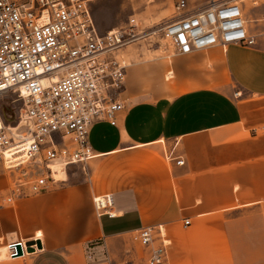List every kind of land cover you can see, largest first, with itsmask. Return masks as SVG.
Here are the masks:
<instances>
[{"label": "crops", "instance_id": "obj_1", "mask_svg": "<svg viewBox=\"0 0 264 264\" xmlns=\"http://www.w3.org/2000/svg\"><path fill=\"white\" fill-rule=\"evenodd\" d=\"M242 8L255 45L118 51V125L92 127L89 172L72 165L49 190L0 207V244L42 245L0 264H89V252L156 224L176 235L171 264H264V0ZM106 195L107 211L95 203Z\"/></svg>", "mask_w": 264, "mask_h": 264}, {"label": "built area", "instance_id": "obj_2", "mask_svg": "<svg viewBox=\"0 0 264 264\" xmlns=\"http://www.w3.org/2000/svg\"><path fill=\"white\" fill-rule=\"evenodd\" d=\"M95 1L0 0V171L12 177L4 201L47 191L70 166L86 165L95 157L92 127L98 122L118 125L126 109L121 95L127 64L118 58L125 46L156 32L182 54L230 43L256 44L239 0H208L199 8L179 0L177 14L150 30L140 29L131 16L105 33L98 30ZM10 92L17 94L12 105L21 104L14 122L1 107ZM177 162L184 164V159ZM95 203L107 211L113 199L96 197ZM135 234L149 248L147 264H171L172 242L163 224L144 226ZM27 242H9L8 257L34 252Z\"/></svg>", "mask_w": 264, "mask_h": 264}, {"label": "rangeland", "instance_id": "obj_3", "mask_svg": "<svg viewBox=\"0 0 264 264\" xmlns=\"http://www.w3.org/2000/svg\"><path fill=\"white\" fill-rule=\"evenodd\" d=\"M178 1L179 0H96L93 4V13L100 33H105L110 29L125 25L131 16L137 19L140 29L150 30L157 23L177 14L176 6ZM257 1L263 0H239L241 5L246 2L252 4ZM188 2L190 8H199L204 6L208 0H188ZM131 44L136 47L148 46L150 48L160 44L162 51H166L168 46L171 47L172 45L162 32L152 33ZM235 95L241 96L242 92L237 91ZM16 97V93L10 92L1 99V107L6 114L7 120L10 122L15 121L21 105L18 103H15V107L12 105V99ZM84 166L86 173L89 172V162ZM1 174L7 177L9 186L7 189L0 190V207H10L13 206L14 202L19 198L12 202L4 201L3 198H5L10 191L12 177L10 174H5L0 171V175ZM165 235L171 242L175 241L176 235L172 234L170 229L165 228ZM14 238H16V236L3 238L0 249L5 248L9 240H13ZM19 238L21 239L20 236ZM148 252L149 248L141 244L136 238V234H130L125 237L116 238L110 246L103 245L100 254L91 251L88 253L87 257L89 264H147ZM6 256L0 260L9 259L7 254ZM176 264L183 263L178 262ZM185 264L190 263L188 262ZM243 264H247V262H243ZM248 264L250 263L248 262Z\"/></svg>", "mask_w": 264, "mask_h": 264}, {"label": "water", "instance_id": "obj_4", "mask_svg": "<svg viewBox=\"0 0 264 264\" xmlns=\"http://www.w3.org/2000/svg\"><path fill=\"white\" fill-rule=\"evenodd\" d=\"M28 245V251H35V246H37V248H42L41 245V241L39 239H35V240H30L27 242ZM17 250H18V255H22V247L20 244H17Z\"/></svg>", "mask_w": 264, "mask_h": 264}, {"label": "bare ground", "instance_id": "obj_5", "mask_svg": "<svg viewBox=\"0 0 264 264\" xmlns=\"http://www.w3.org/2000/svg\"><path fill=\"white\" fill-rule=\"evenodd\" d=\"M5 248H6V247H5ZM6 250H7V249H4V251H5V252H4L5 256H6V254H7V253H6ZM2 253H3V251H2ZM6 257H7V256H6ZM0 259H2V257H1V252H0ZM1 261H2V260H1Z\"/></svg>", "mask_w": 264, "mask_h": 264}]
</instances>
